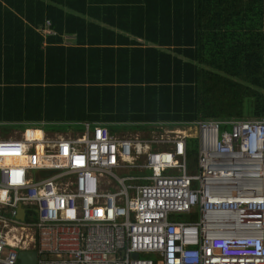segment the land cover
Returning a JSON list of instances; mask_svg holds the SVG:
<instances>
[{"label":"built area","instance_id":"built-area-1","mask_svg":"<svg viewBox=\"0 0 264 264\" xmlns=\"http://www.w3.org/2000/svg\"><path fill=\"white\" fill-rule=\"evenodd\" d=\"M81 126L0 137V264H264V118Z\"/></svg>","mask_w":264,"mask_h":264},{"label":"trees","instance_id":"trees-1","mask_svg":"<svg viewBox=\"0 0 264 264\" xmlns=\"http://www.w3.org/2000/svg\"><path fill=\"white\" fill-rule=\"evenodd\" d=\"M77 1L0 0V122L88 119L112 130L264 118V0H125L152 34L143 38L171 52L124 51L118 77L113 54L63 45L69 20L83 24ZM60 106L64 115H48Z\"/></svg>","mask_w":264,"mask_h":264},{"label":"crops","instance_id":"crops-1","mask_svg":"<svg viewBox=\"0 0 264 264\" xmlns=\"http://www.w3.org/2000/svg\"><path fill=\"white\" fill-rule=\"evenodd\" d=\"M83 1V2H82ZM136 1V0H135ZM125 0H79L77 1V5L79 8L84 10L83 14H78L77 19L82 20L83 24H79L76 20L70 19V26L69 32L60 35V39L62 43L66 47H82L84 50L92 49L94 51H102L105 53L113 54V58L108 57L107 60L112 62V68L115 70L114 74L118 77V70L122 68L124 65L122 52L124 51H133L139 48H151L154 49L156 53H170L171 47L168 46H158L154 44V41L144 39L143 36L145 35H152L151 33H147L146 31H141L138 27V20L134 13H129L127 7L122 4H126ZM134 11V10H133ZM135 12V11H134ZM145 18V16H140V19ZM80 22V21H79ZM47 25V24H46ZM127 25H134L128 28H123ZM73 26V29H72ZM46 33H41L44 36H53V34L46 30ZM127 54L129 58L131 54ZM145 60V59H144ZM143 60V61H144ZM101 66L104 67L102 64ZM108 67V66H107ZM106 74V73H104ZM73 79L79 81L81 79H85L86 75H75V71H73L70 75ZM85 82V81H84ZM90 82V81H87ZM121 82V81H118ZM113 82V83H118ZM35 107V106H34ZM32 117L38 115V110L36 108H31L29 111ZM49 116H61L64 115L62 108H55L54 111L48 113ZM30 119V118H29ZM100 123L101 122H94L91 120H82V121H67V120H53V122H47L44 120H37L35 121H26L20 120L17 122H0V126L4 124H12L17 125L22 128L19 132H12L9 137H18L21 132L28 128H60L57 125L68 124L69 127L77 128L78 130L74 133L68 132V134H53L55 136H69L77 133L79 130H82L83 123ZM135 125H139L142 128H145V123H135ZM123 124H118L116 127H121ZM154 124L151 126L153 127ZM109 132L112 135H115L119 138H123L122 136H118L114 134V131L110 128ZM41 130V129H39ZM32 132H27L29 134ZM3 132L0 130V136H2ZM34 135H37L34 134ZM190 145V144H189ZM191 151V150H190Z\"/></svg>","mask_w":264,"mask_h":264},{"label":"rangeland","instance_id":"rangeland-1","mask_svg":"<svg viewBox=\"0 0 264 264\" xmlns=\"http://www.w3.org/2000/svg\"><path fill=\"white\" fill-rule=\"evenodd\" d=\"M60 128H39L43 131L44 134L48 133H56V134H68V132H76L78 129L74 127H69L68 124L57 125ZM112 130L114 134L122 137H130V136H139L140 138H145L149 135L163 133L167 130L166 127H149L148 125L145 128L138 127L134 124H123L121 127L113 126ZM0 130L3 132L1 138H7L11 135L12 132H19L22 130L20 126L12 125V124H4L0 126ZM33 133V132H32ZM40 134V133H37Z\"/></svg>","mask_w":264,"mask_h":264},{"label":"water","instance_id":"water-1","mask_svg":"<svg viewBox=\"0 0 264 264\" xmlns=\"http://www.w3.org/2000/svg\"><path fill=\"white\" fill-rule=\"evenodd\" d=\"M18 214H19V220L23 221V215H24L23 210L19 208ZM132 257L133 259H137L138 256L134 254ZM18 259L21 264H35L36 254L33 251L19 252Z\"/></svg>","mask_w":264,"mask_h":264},{"label":"bare ground","instance_id":"bare-ground-1","mask_svg":"<svg viewBox=\"0 0 264 264\" xmlns=\"http://www.w3.org/2000/svg\"><path fill=\"white\" fill-rule=\"evenodd\" d=\"M34 134H36V133H30V135L29 134H25V136L27 137V138H31V137H33L34 136ZM40 134H37L36 136L38 137Z\"/></svg>","mask_w":264,"mask_h":264}]
</instances>
